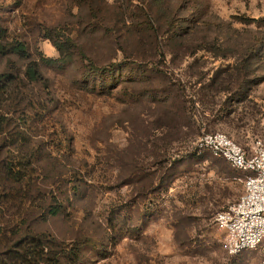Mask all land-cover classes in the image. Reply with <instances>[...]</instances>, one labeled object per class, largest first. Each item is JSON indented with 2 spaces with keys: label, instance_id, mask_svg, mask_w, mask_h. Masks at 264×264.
<instances>
[{
  "label": "rangeland",
  "instance_id": "1",
  "mask_svg": "<svg viewBox=\"0 0 264 264\" xmlns=\"http://www.w3.org/2000/svg\"><path fill=\"white\" fill-rule=\"evenodd\" d=\"M159 9L154 0H0L8 44L29 53L0 56V74L22 78L37 60L50 87L16 88L27 110L14 126H32L34 142L75 171L65 181L71 206L40 227L79 244L75 264H264V242L230 255L214 223L243 195L244 174L196 149L208 133L264 143V0ZM67 38L87 60L44 64Z\"/></svg>",
  "mask_w": 264,
  "mask_h": 264
},
{
  "label": "trees",
  "instance_id": "2",
  "mask_svg": "<svg viewBox=\"0 0 264 264\" xmlns=\"http://www.w3.org/2000/svg\"><path fill=\"white\" fill-rule=\"evenodd\" d=\"M154 1L162 16L166 14L167 10L162 8L167 0ZM8 42V32L0 24V56L15 54L29 59L24 43ZM54 44L60 58L43 59L44 64L65 67L74 63L77 54L87 60L84 51H78L71 38ZM39 64L37 60L31 61L22 78L0 74V264H75L76 255L72 252L80 251L79 244L76 247L72 244L69 249L65 241L40 227L64 214L76 195L75 189H70L65 182L75 173L64 163L69 157L55 153L45 142H34L32 126L28 130L14 126L15 114L23 115L27 110L26 106L22 108L21 100L17 102L13 97L16 88L40 85L42 91L50 89ZM86 68L95 69L92 62ZM17 83L22 85L13 88Z\"/></svg>",
  "mask_w": 264,
  "mask_h": 264
},
{
  "label": "built area",
  "instance_id": "3",
  "mask_svg": "<svg viewBox=\"0 0 264 264\" xmlns=\"http://www.w3.org/2000/svg\"><path fill=\"white\" fill-rule=\"evenodd\" d=\"M198 152L208 151L244 174V193L214 217L224 235L223 247L230 255L257 249L264 242V143L243 148L224 133L204 134Z\"/></svg>",
  "mask_w": 264,
  "mask_h": 264
}]
</instances>
